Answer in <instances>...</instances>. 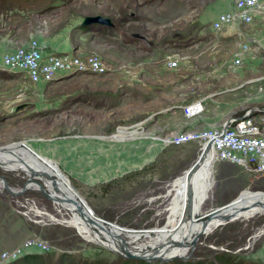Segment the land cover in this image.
I'll list each match as a JSON object with an SVG mask.
<instances>
[{
  "label": "rangeland",
  "instance_id": "1",
  "mask_svg": "<svg viewBox=\"0 0 264 264\" xmlns=\"http://www.w3.org/2000/svg\"><path fill=\"white\" fill-rule=\"evenodd\" d=\"M145 2L0 0L1 57L32 37L45 46L46 52H65L67 38L73 34V20L84 14H102L113 24L111 27L80 26L82 31H87L88 39L92 34L117 40L120 37L128 41V46H132V41L143 44L139 50H172L168 54L172 59L187 57V68L182 72V76L186 74L187 84L176 81L182 78L178 64L172 67L174 70L169 76L157 72L147 80L148 86L155 84L156 88V91L151 88L147 101H140L136 97L142 99V96L129 89L125 93L117 87L116 98L102 92L101 88L96 89L102 75H68L46 84H30L21 74L6 72L0 76V146L25 145L50 161L98 218L129 230L154 232L165 228L172 219H180L172 213L178 192L172 183L186 175L201 147L192 141L181 146L156 144L153 149L151 138L157 135L149 132L155 126V118L157 122L159 117H151L146 122L145 119L152 116L154 106L158 110L169 108L171 112L160 120L176 116L172 119L176 124L180 122L177 117L185 115L189 103L175 102V97L223 90L220 84L224 78L215 76L214 63L196 50H237L240 40L230 39L209 46L187 37L178 46L173 40L164 44L158 36L159 30L152 29L153 23L146 20ZM197 25L199 23H188L186 30ZM131 31L149 36L157 43L155 48L137 40ZM77 38L75 34L76 42ZM262 50H251L247 60L228 70L229 85L238 89L233 88L232 101L224 99L220 106L225 109L226 102L231 103L230 116H240L245 109L264 107ZM202 74L204 80L199 78ZM140 77H144L143 74ZM164 78L171 79L172 84L164 87ZM89 85L95 86L88 88ZM159 88L167 90V94L160 93ZM211 107L212 103L207 102L205 110L210 111ZM148 146L151 149L148 150ZM118 165L123 168H117ZM3 166H0V177L8 186L0 179V260L29 253H39L37 260L42 262L39 264H137L136 261L141 260L117 255L83 237L69 224L71 216L65 209L40 192L45 189L51 196L55 194L48 183L31 180L24 173L9 171ZM102 170L105 178L100 176ZM26 180V189L20 192ZM203 183L210 184V189L198 206L197 218L233 200L241 192L264 191V177L249 174L243 167L228 161H214L197 181V184ZM5 186L17 194L9 193ZM178 209H183L182 203ZM201 234L193 240L195 246H192L194 242L190 248L187 246L181 258L144 261L146 264H264V214L229 220ZM40 244L47 249L39 251Z\"/></svg>",
  "mask_w": 264,
  "mask_h": 264
},
{
  "label": "crops",
  "instance_id": "2",
  "mask_svg": "<svg viewBox=\"0 0 264 264\" xmlns=\"http://www.w3.org/2000/svg\"><path fill=\"white\" fill-rule=\"evenodd\" d=\"M145 1V5H147V9L145 12V16L147 18L146 20L147 22L153 23V27H151L152 29L159 30L158 36L161 38L162 41H164V44L168 41L173 40V43L178 46L182 44L180 42H184L186 41V39L192 37H194L195 41L209 46L216 45L221 41H229L230 39L240 40L238 44L239 47L237 50H196L201 55L204 54L209 56L208 62L214 63L212 70L213 72H216L215 76L218 78H224V80H222L223 83L220 84L222 87H224V89L213 94L202 93V95L199 96L191 94L185 96L184 98L175 97L173 99L175 102H185L189 103L188 105L192 104L197 100H201L204 103V110L202 113L194 117L187 116L186 114L184 116H178L177 119H179L178 121L180 122L176 124L172 122V119H174L176 116H167L166 118L160 120V117L167 115L169 112H171V109L167 108L163 110H158L156 109V106H154L152 110V116L149 115L148 117H146L145 122L150 121L151 117H159L158 119L160 121H158L157 119L156 122L155 118V126L149 132L152 135H157L151 138L153 140L152 148L155 149L156 144L166 146L165 141H163V137H167L172 134L182 132L184 130L218 127L219 125L228 122L229 117H231L229 111L232 109V107L229 106L231 103H229L228 101H232V95H234L232 93L235 92V89L233 88H237L230 86L231 84L229 85L230 81L227 77L228 70L230 68H235V65H231V62L235 53L240 49L241 44H249V50L241 51V63L244 60L248 59L247 56L251 50L258 49L252 43V41H257L259 45H264V2L260 5L259 8L252 11V22L248 25H243L238 22H232L230 24L225 25L220 31H215L211 27L212 20H214L218 14L231 10L233 8L234 0ZM130 15L132 17L135 16L134 13H131ZM83 17H79V19L73 20V34L70 38H67L65 52H74L79 54H94L97 55L104 62L107 70L104 74H102V77L100 78L102 82L97 85L98 87H95L96 89L101 88L100 90H102V92L110 93V95H113L116 98L117 87H120L124 90L125 93L129 89V91H132L134 93L137 92L138 94H140L142 96V99L141 97H136L140 101L149 100L151 96L149 94L152 93L151 88H154L155 84L148 86L146 84L147 80H149V77H153L155 74H158L157 72H163V76L170 75V73L174 69L166 64V60L167 57H170L168 56V54L172 52V50H139L140 48L144 47L143 44H140L137 41H132V46H128L126 44L128 41L120 37H117V40L110 36L102 37L96 34H92V36L88 39L87 31H82V28L80 27V22L82 21ZM188 23H199V25H197L190 31H187L186 26ZM131 32L138 35L137 37H135L137 40H142V42L148 44L151 47H153L154 45L153 49L155 48V45L157 43L154 41L152 42L149 36L141 34L137 31ZM75 34L78 35V42H76L74 39ZM27 41L23 42L22 44L26 43ZM167 46H169V44H167L166 47ZM186 59V56H182L180 60L176 59L179 71L181 72V76L182 72L185 71L187 68V64L185 63ZM1 67L2 66L0 63V76L6 74V72H9L7 70H3ZM141 74H143L144 77H140ZM185 78L186 74L182 76L181 80L179 79L176 81H183L185 84H187ZM199 78L204 80V74L199 76ZM162 84L164 87L170 86L172 84L171 79L164 78ZM181 85L182 84L180 82L179 86ZM228 85L230 86V88ZM89 86L90 87L88 88H92L95 85ZM155 89L156 88H154V90ZM158 91H160V93L164 95H166L168 92L167 90L162 91L161 88H159ZM229 93H231V95ZM165 99L163 98L162 100ZM224 99L228 100L225 104V109L220 106L223 101H225ZM207 102L212 103L210 111L205 110ZM208 120H211V123H209ZM195 124L196 126H194ZM120 131L123 132V130ZM149 149H151V147H149L148 150ZM211 166H213V163ZM211 166H205L204 170ZM172 187H174L173 183ZM172 213H175L174 210ZM177 215L178 213H175L173 216ZM173 220L174 219H172V221Z\"/></svg>",
  "mask_w": 264,
  "mask_h": 264
},
{
  "label": "bare ground",
  "instance_id": "3",
  "mask_svg": "<svg viewBox=\"0 0 264 264\" xmlns=\"http://www.w3.org/2000/svg\"><path fill=\"white\" fill-rule=\"evenodd\" d=\"M208 142L210 144L207 158L203 162H200L186 176L173 182L174 187L178 189L174 200V212L178 213L180 219H174L165 228L156 229L154 232L129 230L116 224H107L95 216L88 205L86 206L90 209L89 212L84 209V206L78 207L75 203L76 199L65 188L62 181L72 186L71 183L50 161L39 157L32 149L25 145L10 144L6 145L5 148H0V164H4L6 167L0 166L9 171L22 172L31 180L48 183L51 186L49 187L55 191L54 197L49 192H46L45 189L42 192L51 197L59 208L63 207L65 209L64 211L71 216L69 224L74 226L86 239L100 243L106 249L114 253L117 252V254H147L152 258L151 260L158 257L181 258L183 251L187 246L190 248L191 243L193 244L195 238L197 239L198 236L202 235L201 233L204 234L205 231L210 232L215 227L225 224L229 220L250 218L253 215L264 214L262 205L256 206L251 201L240 200L233 206L219 212L210 211L202 217H196L198 206L210 188L208 183L204 185L197 184L204 167L207 165L211 166L214 162L212 160L214 158L212 142L210 140L206 141V143ZM117 168L123 167L118 165ZM104 173V170H102L100 176H103ZM243 195L246 198L257 199L264 203V197L258 196L256 193L248 192L243 193ZM180 203L183 204L181 211L178 209ZM59 210L62 211V209ZM144 240H147V243L139 244L140 241L143 242ZM126 242L135 246L128 247L125 244ZM139 248H142V250Z\"/></svg>",
  "mask_w": 264,
  "mask_h": 264
},
{
  "label": "built area",
  "instance_id": "4",
  "mask_svg": "<svg viewBox=\"0 0 264 264\" xmlns=\"http://www.w3.org/2000/svg\"><path fill=\"white\" fill-rule=\"evenodd\" d=\"M264 0H234L233 8L222 12L212 20L211 27L220 31L225 25L238 22L248 25L252 22V11L259 8ZM252 43L259 49L257 41ZM45 46L35 38L16 47L1 57V68L11 73L21 74L33 84L49 83L57 77L92 73L102 75L107 68L104 62L94 54L74 52H46ZM249 50V44L243 43L233 56L231 65H239L242 61L241 51ZM166 64L177 65V60L167 57ZM256 108V107H254ZM264 108V107H259ZM251 109V108H250ZM245 109L240 116H231L226 124L218 127L190 129L163 137L166 145L181 146L191 141L197 142L201 149L206 141L212 142L213 161H228L243 167L249 174L264 177V113L250 114ZM204 103L197 100L185 107V114L194 117L202 113ZM39 251L46 250L44 244L38 245ZM17 254L8 260H0V264L18 259Z\"/></svg>",
  "mask_w": 264,
  "mask_h": 264
},
{
  "label": "water",
  "instance_id": "5",
  "mask_svg": "<svg viewBox=\"0 0 264 264\" xmlns=\"http://www.w3.org/2000/svg\"><path fill=\"white\" fill-rule=\"evenodd\" d=\"M91 24H98V25H103V26H113L112 24V20L106 16H103L101 14H94V15H86L83 17L82 21L80 22V26H88V25H91ZM135 35V37H137L138 35L133 33ZM61 77H57L55 78L54 80L52 81H55V80H58L60 79ZM51 81V82H52ZM255 113H264V108H259V107H256V108H252L248 111L247 114L244 115V117L246 116H249L250 114H255ZM227 124V122H226ZM209 142L204 144L203 148L201 149L200 151V154L197 156V158L195 159V161L190 165V167L187 169L186 171V174H188L189 172H191L200 162H203L206 158H207V153H208V148H209ZM6 146H0V148H5ZM213 160V158H212ZM0 179L6 183V181L3 179V177H0ZM65 188L70 192V194H72V196L76 199L75 200V203L76 205L79 207L81 206H84V209L87 210L89 212V208H87V204L86 202L82 199V197H80L77 193V191L74 190V188L72 186H70L68 183L62 181ZM7 185V183H6ZM26 185H27V180L25 182V184L20 188L22 192L23 190L26 189ZM8 186V185H7ZM5 186L6 190L11 193V194H17L16 192H11L9 191L8 187ZM19 192V193H20ZM40 192L47 198L48 195L44 192H42V190H40ZM18 193V194H19ZM256 194L258 196H263L264 197V191H256ZM49 198V197H48ZM240 200H247V201H251L253 205H262V207L264 208V203L258 201L257 199H250V198H246L243 193L241 192L240 194H238V196H236L233 200L221 205V206H218L217 208H215L213 211L214 212H219L221 210H224L226 208H229L231 206H233L235 203H237L238 201ZM211 209V208H210ZM212 211V212H213ZM204 216V215H202ZM200 216V217H202ZM101 221L107 223V224H112L110 223L109 221H106L104 219H102ZM196 243H194L192 246H195ZM106 248V247H105ZM117 254V252H115ZM117 255H121V256H124V257H127V258H135V259H141V260H150V256H148L147 254H133V255H129V254H123V253H118ZM156 258V257H155ZM158 259H161V260H164V261H167L169 258H164V257H158Z\"/></svg>",
  "mask_w": 264,
  "mask_h": 264
},
{
  "label": "trees",
  "instance_id": "6",
  "mask_svg": "<svg viewBox=\"0 0 264 264\" xmlns=\"http://www.w3.org/2000/svg\"><path fill=\"white\" fill-rule=\"evenodd\" d=\"M39 253H29V254H26L20 258H18L17 260H14L10 263H7V264H39V263H42L40 260L38 261L37 258L39 257L38 256ZM137 264L138 263H141V264H146L147 261H142V260H138L136 261Z\"/></svg>",
  "mask_w": 264,
  "mask_h": 264
}]
</instances>
